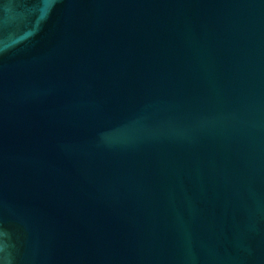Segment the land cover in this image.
Returning a JSON list of instances; mask_svg holds the SVG:
<instances>
[{
  "label": "water",
  "instance_id": "obj_1",
  "mask_svg": "<svg viewBox=\"0 0 264 264\" xmlns=\"http://www.w3.org/2000/svg\"><path fill=\"white\" fill-rule=\"evenodd\" d=\"M0 264H264V0H0Z\"/></svg>",
  "mask_w": 264,
  "mask_h": 264
}]
</instances>
